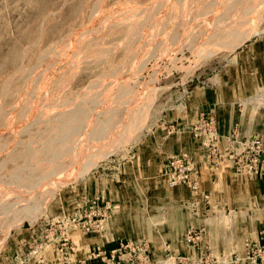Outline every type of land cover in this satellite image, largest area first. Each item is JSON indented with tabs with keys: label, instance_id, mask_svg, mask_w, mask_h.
<instances>
[{
	"label": "rangeland",
	"instance_id": "374dc122",
	"mask_svg": "<svg viewBox=\"0 0 264 264\" xmlns=\"http://www.w3.org/2000/svg\"><path fill=\"white\" fill-rule=\"evenodd\" d=\"M235 104L245 120L264 112V0H0V264H152L164 234L149 224L163 228L155 214L178 204L206 203L228 227L241 203L228 178L216 193L233 198L214 206L209 193L198 200L196 168L227 162L243 181L264 177L206 162L207 123L222 151L235 128L219 124ZM173 157L190 163L196 188L171 181ZM188 232L205 227L180 237L200 249Z\"/></svg>",
	"mask_w": 264,
	"mask_h": 264
},
{
	"label": "crops",
	"instance_id": "0c3cea01",
	"mask_svg": "<svg viewBox=\"0 0 264 264\" xmlns=\"http://www.w3.org/2000/svg\"><path fill=\"white\" fill-rule=\"evenodd\" d=\"M234 106L235 107H231V111L232 114L233 112L235 113V119L229 123L228 128L222 124V128L220 129L219 124V132L225 134L228 133L230 129L232 130L235 128L236 134L241 138H248L255 134L264 136V112L261 111L257 117H251V119L254 120L249 121L245 120L246 118L240 117V115L237 114L239 110L236 104ZM218 118L217 116V119ZM198 150V154H201L200 147ZM198 154L196 155L197 158H195V154L192 155V152L189 154L196 162L198 161L197 164L200 161L198 159ZM198 166L196 168L200 179V194L198 200H203V194L209 193L212 202L215 203H213L214 206H225L226 204H222V201H227V199L232 200V196L234 195V198L241 203L237 207L235 204V207H232V210H230L229 216L232 219L228 222L230 223L228 227L215 222L216 216L212 215L211 210H209L210 208H206V203L203 207L198 204L195 212L178 204L179 209L170 206L164 209L162 213L155 214L163 216V220L161 224H159V226L163 228H158L156 224L151 222L149 224V230L151 233H163L164 236L162 237L160 235L162 239L161 243L155 242L152 244L153 248L162 249L160 255L151 259L152 264L169 263L170 259L168 257L172 254L177 255L178 251H180L181 255H185L192 263L210 264L217 262L219 264H225L236 256L242 259L237 264H250L243 258L244 241L258 242L260 240L259 230L260 228H264V226L257 227V225L254 224L255 218L262 217L264 214V177L243 181L242 177L235 176L230 163L227 162L216 170L209 166L201 165V161ZM227 174L230 176H226ZM221 175H223V177ZM227 178L232 191V196L230 197L228 196L229 192L225 194L226 196L216 193V191L218 192L217 187L220 186L221 181L227 180ZM228 184L227 182L224 183V191L227 189L226 187ZM201 188H203V190H201ZM171 194L166 193V196L171 197V200L174 199L177 201L176 198H180V196H171ZM256 215L259 217H256ZM201 226L205 227V232L201 236V248L195 250L190 246L184 245L180 240L181 235L188 228H198ZM167 249L172 252L170 253ZM89 264H92V262ZM171 264H173V262H171Z\"/></svg>",
	"mask_w": 264,
	"mask_h": 264
},
{
	"label": "built area",
	"instance_id": "2783aa9c",
	"mask_svg": "<svg viewBox=\"0 0 264 264\" xmlns=\"http://www.w3.org/2000/svg\"><path fill=\"white\" fill-rule=\"evenodd\" d=\"M207 125L211 124L209 133L204 138L203 152L206 162L209 164L217 165L218 163L230 159L232 166L237 172L241 173H255L264 170V137L261 135H253L251 137L240 138L235 131L231 136L226 138V144L222 151L219 150L217 145V132L215 128V121L209 120ZM171 167L170 179L173 183L178 182H191L193 187L196 188V179L193 177V169L189 162L182 157H173L169 161ZM201 238L200 234L194 233L186 234L188 242H194ZM258 242H244V249L246 259L250 264H264V229L259 232ZM240 259L234 258L225 264H235Z\"/></svg>",
	"mask_w": 264,
	"mask_h": 264
},
{
	"label": "bare ground",
	"instance_id": "6f19581e",
	"mask_svg": "<svg viewBox=\"0 0 264 264\" xmlns=\"http://www.w3.org/2000/svg\"><path fill=\"white\" fill-rule=\"evenodd\" d=\"M123 2V1H122ZM136 2V1H135ZM158 2V1H157ZM159 2H161V1H159ZM163 2V1H162ZM153 5V4H152ZM95 9V8H94ZM142 9H143V7H142ZM142 11V10H141ZM147 11V10H146ZM146 11H145V13H146ZM142 13V12H141ZM160 13V12H159ZM162 13V12H161ZM138 14V13H137ZM114 15V14H113ZM141 15V14H140ZM95 16V15H94ZM156 16V15H155ZM113 17V16H112ZM140 17V16H139ZM145 17V16H144ZM108 18V17H107ZM113 19V18H112ZM91 20V19H90ZM109 20H110V18H109ZM102 21V20H101ZM95 22V21H94ZM99 22V21H98ZM105 22V21H104ZM103 22V23H104ZM106 22H107V20H106ZM110 22V21H109ZM88 24V23H87ZM88 26V25H87ZM104 26V25H103ZM137 26V25H136ZM93 27V26H92ZM98 27V26H97ZM130 27V26H129ZM135 27V26H134ZM94 28V27H93ZM85 29V28H84ZM99 29H101V28H99ZM138 29V28H137ZM86 30V29H85ZM135 31V30H134ZM138 31V30H137ZM70 33V32H69ZM72 33V32H71ZM97 33V32H96ZM81 35V34H80ZM83 35H84V33H83ZM92 35V34H91ZM133 35V34H132ZM99 36H100V34H99ZM82 37V36H81ZM92 37V36H91ZM79 38V37H78ZM80 39V38H79ZM91 39V38H90ZM132 39V38H131ZM126 40H127V38H126ZM92 41V40H91ZM90 41V42H91ZM73 42H75V41H73ZM80 42H82L83 43V41H82V39H81V41ZM124 42V41H123ZM78 43V42H77ZM68 44V43H67ZM92 44V43H91ZM69 45H70V43L68 44V47H69ZM95 46V45H94ZM93 46V47H94ZM117 46V45H116ZM12 47V46H11ZM58 47V46H57ZM103 47V46H102ZM108 47V46H107ZM115 47V46H114ZM65 48V47H64ZM63 48V49H64ZM100 48V47H99ZM113 48V47H112ZM89 49V48H88ZM101 49V48H100ZM108 49V48H107ZM110 49V48H109ZM73 50V49H72ZM78 50V49H77ZM116 50V49H115ZM56 51V50H55ZM69 51V50H68ZM85 51V50H84ZM99 51V50H98ZM60 52V51H59ZM65 52V51H64ZM107 52H109V51H107ZM74 53H76V52H74ZM78 53V52H77ZM93 53V52H92ZM101 53V52H100ZM61 54V53H60ZM97 54V53H96ZM95 54V55H96ZM56 55V54H55ZM76 55V54H75ZM85 55H87L86 53H85ZM93 55V54H92ZM92 55H89V56H92ZM54 56V55H53ZM60 56V55H59ZM77 56V55H76ZM101 56H103V55H101ZM58 57V56H57ZM83 57V56H82ZM81 57V58H82ZM41 58V57H40ZM76 58V57H75ZM80 58V59H81ZM15 59V58H14ZM39 59V58H38ZM88 59V58H87ZM51 60V59H50ZM77 60V59H76ZM82 60V59H81ZM17 61H18V59H17ZM56 61V60H55ZM57 61H58V59H57ZM56 61V62H57ZM71 62V61H70ZM79 62V61H78ZM47 63V62H46ZM56 64V63H55ZM77 65V64H76ZM70 65H68V67H69ZM75 66V65H74ZM79 66V65H78ZM29 68H31V67H29ZM45 68V67H44ZM79 68V67H78ZM24 69V68H23ZM43 70V69H42ZM25 71V70H24ZM29 71V70H28ZM61 71V70H60ZM63 71H65L64 69L62 70V72ZM33 72V71H32ZM75 72H77V71H75ZM17 73V72H16ZM48 73V72H47ZM50 73V72H49ZM58 73H59V71H58ZM60 74V73H59ZM67 74V73H66ZM61 75V74H60ZM74 75V74H73ZM39 76V75H38ZM41 76V75H40ZM45 76V75H44ZM75 76V75H74ZM46 77V76H45ZM48 77H49V75H48ZM47 77V78H48ZM55 77V76H54ZM61 77H63V76H61ZM77 77V76H76ZM60 78V77H59ZM71 78H72V76H71ZM74 78V77H73ZM105 78V77H104ZM45 80V79H44ZM47 80V79H46ZM63 80V79H62ZM76 80V79H75ZM79 80H80V78H79ZM95 80V79H94ZM105 80V79H104ZM44 82V81H43ZM65 82V81H64ZM63 82V83H64ZM69 81H67V83H68ZM105 82V81H104ZM104 82H102V83H104ZM35 83V82H34ZM51 83V82H50ZM61 83V82H60ZM62 83V84H63ZM95 83V82H94ZM37 84V83H36ZM66 85V84H65ZM63 86V85H62ZM67 86V85H66ZM68 86H69V83H68ZM51 87V86H50ZM54 87V86H53ZM37 88H40V87H37ZM85 88V87H84ZM26 89V88H25ZM32 89V88H31ZM51 89H53L52 87H51ZM86 89V88H85ZM99 89V88H98ZM20 90V89H19ZM38 90V89H37ZM40 90V89H39ZM58 90V89H57ZM84 90V89H83ZM95 90V89H94ZM80 91H81V89H80ZM92 92H93V89H92ZM91 92V93H92ZM5 93V92H4ZM30 93H31V91H30ZM48 93V92H47ZM57 93V92H56ZM63 93V92H62ZM61 93V94H62ZM79 93V92H78ZM100 93V92H99ZM25 94V93H24ZM27 94V93H26ZM33 94V93H32ZM40 94V93H39ZM54 94V93H53ZM98 94V93H97ZM57 95V94H56ZM40 96V95H39ZM24 97V96H23ZM60 97V96H59ZM102 97V96H101ZM44 98V97H43ZM47 98H48V96H47ZM55 98V97H54ZM24 99V98H23ZM22 99V100H23ZM29 99V98H28ZM34 99V98H33ZM53 99V98H52ZM21 100V101H22ZM41 100V99H40ZM44 100V99H43ZM48 100V99H47ZM59 100V99H58ZM86 101V100H85ZM101 101V100H100ZM35 102V101H34ZM43 102V101H42ZM41 102V103H42ZM59 102V101H58ZM65 102V101H64ZM20 103V102H19ZM32 103V102H31ZM37 103V102H36ZM35 103V104H36ZM52 103V102H51ZM48 104V103H47ZM56 104H58V103H56ZM63 104V103H62ZM71 104V103H70ZM5 105V104H4ZM7 105V104H6ZM28 105H30V104H28ZM84 105H86V104H84ZM49 106V105H48ZM58 106H59V104H58ZM15 107V106H14ZM33 107H35V106H33ZM26 108V107H25ZM46 108V107H45ZM59 108H61V107H59ZM48 109V108H47ZM63 109V108H62ZM14 110V109H13ZM51 110V109H50ZM25 111V110H24ZM36 111V110H35ZM46 111V110H45ZM54 111H56V110H54ZM38 112V111H37ZM57 112V111H56ZM31 113V112H30ZM41 113V112H40ZM43 113H44V111H43ZM43 113H41V114H43ZM46 113V112H45ZM47 113H48V111H47ZM50 113V112H49ZM76 113V112H75ZM74 113V114H75ZM85 113V112H84ZM32 114H33V112H32ZM28 115V114H27ZM30 115V114H29ZM35 115H33V117H34ZM70 116V115H69ZM75 116V115H74ZM71 117V116H70ZM73 117V116H72ZM78 117H80V116H78ZM8 118V117H7ZM14 118V117H13ZM16 118V117H15ZM29 118V117H28ZM69 118V117H68ZM34 119V118H33ZM70 119V118H69ZM74 119V118H73ZM11 120H12V118H11ZM18 120V119H17ZM26 120V119H25ZM45 120V119H44ZM76 120V119H75ZM3 121V120H2ZM72 121V120H71ZM19 122V121H18ZM66 122V121H65ZM9 123V122H8ZM27 123H29V122H27ZM38 123V122H37ZM7 124V123H6ZM6 124H4V126L6 125ZM44 124V123H43ZM48 124V123H47ZM12 125V124H11ZM68 125V124H67ZM71 125V124H70ZM12 126H14V125H12ZM23 126H27V125H23ZM76 126V125H75ZM74 126V127H75ZM3 127V126H2ZM64 127V126H63ZM77 127V126H76ZM9 128V127H8ZM24 128V127H23ZM38 128V127H37ZM37 128H35V130L37 129ZM49 128V127H48ZM6 128H4V130H5ZM32 129H33V127H32ZM55 129V128H54ZM58 129H59V127H58ZM72 130L74 129V128H71ZM34 130V129H33ZM46 130V129H45ZM65 130V129H64ZM54 131V130H53ZM57 131V130H56ZM63 131V130H62ZM22 132V131H21ZM8 133V132H7ZM50 133V132H49ZM63 133V132H62ZM66 133V132H65ZM71 133V132H70ZM52 134V133H51ZM60 134H61V131H60ZM13 136H14V134H12ZM21 135V134H20ZM63 135H65V134H62L61 135V138H62V136ZM73 135V134H72ZM5 137V136H4ZM45 138V136H42V138ZM52 137V136H51ZM58 138V137H57ZM57 138H56V140H57ZM60 138V137H59ZM64 138V137H63ZM12 139V138H11ZM65 139V138H64ZM63 139V140H64ZM45 140V139H44ZM55 140V141H56ZM62 139H60V141H61ZM1 141V140H0ZM11 141V140H10ZM32 141V140H31ZM46 141H47V139H46ZM66 141V140H65ZM41 142V141H40ZM58 142V141H57ZM20 143V142H19ZM38 143V142H37ZM45 143V142H44ZM48 143V142H47ZM52 143V142H51ZM56 143V142H55ZM17 144V143H16ZM43 144V143H42ZM54 144V143H53ZM52 144V145H53ZM9 145V144H8ZM12 145V144H11ZM30 145V144H29ZM49 145V144H48ZM3 146V145H2ZM17 146V145H16ZM19 146H20V144H19ZM22 146H24V145H22ZM41 146V145H40ZM39 146V147H40ZM47 146V145H46ZM10 147H12V146H10ZM9 147V148H10ZM25 147H27V146H25ZM15 148V147H14ZM41 148V147H40ZM3 149V148H2ZM7 149H8V147H7ZM34 149V148H33ZM47 149V148H46ZM6 150V149H5ZM11 150V149H10ZM2 151V150H1ZM8 152V151H7ZM16 152V151H15ZM27 152V151H26ZM30 152H31V150H30ZM34 152V151H33ZM44 152V151H43ZM52 152V151H51ZM14 153V152H13ZM19 153V152H18ZM21 153H23V152H21ZM6 154V153H5ZM8 154V153H7ZM27 154V153H26ZM9 156V155H8ZM2 157V156H1ZM20 157V156H19ZM11 158V157H10ZM13 158V157H12ZM33 158V157H32ZM3 158H1V160H2ZM41 160V159H40ZM35 162V161H34ZM47 163V162H46ZM32 164V163H31ZM6 165V164H5ZM42 165V164H41ZM45 166V165H44ZM23 170V169H22ZM8 172H10V170L8 171ZM13 171H11V173H12ZM34 172V171H33ZM13 173H15V171L13 172ZM21 175V174H20ZM24 175V174H23ZM26 176V175H25ZM14 177V176H13ZM16 177V176H15ZM4 178V177H3ZM12 178V177H11ZM1 180H2V178H1ZM7 182V181H6ZM18 182V181H17ZM38 185V184H37ZM5 187V185L2 187V189ZM5 188H7V187H5ZM5 188H4V190H5ZM16 189H18V188H16ZM14 190V189H13ZM30 189H28V191H29ZM16 191V190H15ZM27 191V190H26ZM27 191V192H28ZM1 192V191H0ZM9 195V194H8ZM7 195V196H8ZM10 195H12V194H10ZM3 196V195H2ZM2 196H0V197H2ZM16 196V195H15ZM5 197V196H4ZM5 199V198H4ZM11 202V201H10ZM25 203V202H24Z\"/></svg>",
	"mask_w": 264,
	"mask_h": 264
}]
</instances>
